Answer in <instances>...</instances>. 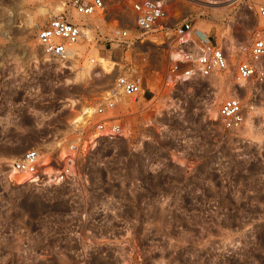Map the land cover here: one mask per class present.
<instances>
[{"label": "rangeland", "instance_id": "1", "mask_svg": "<svg viewBox=\"0 0 264 264\" xmlns=\"http://www.w3.org/2000/svg\"><path fill=\"white\" fill-rule=\"evenodd\" d=\"M132 1L105 0L104 17H82L79 57L65 69L45 61L37 40L56 9H68L64 1L0 0V126L19 131L13 155L0 153V246L12 249L23 236L16 223L67 210V198H116L117 264L128 246L142 253L143 264H264V79L243 85L235 75L255 32L264 29L258 14L264 0H166L168 28L192 21L230 59L226 73L174 85L165 81L178 57L171 29L128 51L117 43L115 29L134 32ZM9 15L14 21L5 36ZM121 77L140 81V102L121 100ZM108 97L118 101L116 115L129 132L98 140L79 159L80 185L36 191L11 182L10 158L34 147L59 152L74 121L94 122ZM228 97H240L253 117L243 129H226L218 119Z\"/></svg>", "mask_w": 264, "mask_h": 264}, {"label": "built area", "instance_id": "2", "mask_svg": "<svg viewBox=\"0 0 264 264\" xmlns=\"http://www.w3.org/2000/svg\"><path fill=\"white\" fill-rule=\"evenodd\" d=\"M63 1L68 9L51 17L39 29L37 40L49 59L70 69L72 59L79 57L78 46L85 36L83 25L74 14L85 18L104 17L107 5L105 0ZM167 5L166 0H133L134 32L127 27L115 29L117 43L128 51L135 42L147 40H143L145 36L158 30H170L165 24L170 14ZM258 14L264 18V5L259 6ZM171 31L173 42L178 44L175 48L178 57L168 68L165 79L168 85L209 78L229 70L230 59L224 48L212 35L197 29L192 21L177 24ZM263 61L264 29H261L254 34L248 57L237 61V79L263 81ZM116 82L123 98L140 102L144 89L139 80L121 77ZM117 103L115 97L106 98L95 108L94 122L75 120L72 138L59 152L45 153L34 147L15 157L9 163L11 182L17 186L28 184L36 191L80 185L78 179L85 171L78 167L79 159L97 146L100 139L127 137L129 128L116 115ZM248 116V107L240 97H228L218 111L219 121L230 130L243 129L247 118L253 119ZM15 178L23 181L17 182ZM63 202L68 208L62 209L60 214L43 213L30 217L27 223L23 220L16 223L15 230L23 236L16 240L12 249L0 246V264H117L115 222L116 204L120 201L85 197L67 198ZM123 251L120 264H143L142 253L138 250L128 246Z\"/></svg>", "mask_w": 264, "mask_h": 264}, {"label": "bare ground", "instance_id": "3", "mask_svg": "<svg viewBox=\"0 0 264 264\" xmlns=\"http://www.w3.org/2000/svg\"><path fill=\"white\" fill-rule=\"evenodd\" d=\"M236 1H238V0H230V5L231 4H233L234 2H236ZM204 3H206L207 5H218V4H220V2H218V1H215V0H207V1H205ZM206 4H204V5H206ZM226 8V7H225ZM216 9H219V8H216ZM220 9H222V11H223V9H224V7L223 8H220ZM41 10V12L40 13H42V15L43 14H47V11H49V10H47V9H40ZM226 10V9H225ZM58 11H62V10H59V9H56V11H55V14L53 15V16H58V14H60V12L58 13ZM10 14H12V13H10ZM38 16V15H37ZM30 17V16H29ZM74 17L76 18V20L78 21V22H80V24L81 25H83V23H81V20H82V17L81 16H79V15H77V14H74ZM32 18H33V16H32ZM32 18L30 17L29 18V21L30 22H32ZM42 18V17H41ZM34 19V18H33ZM84 19V18H83ZM35 20V19H34ZM13 18L11 17V15H9V17H8V19H7V24L5 25V28H4V35L5 36H7L8 35V29H9V27H10V25L13 23ZM33 24V23H32ZM39 43V42H38ZM79 47V46H78ZM131 48V47H130ZM79 49V48H78ZM83 49V48H82ZM76 50H77V47H76ZM78 52V51H77ZM80 53V52H79ZM128 53V52H127ZM45 55V54H44ZM174 55H176V56H178V54H174ZM45 57V61H49V62H54V61H52L51 59H49V57L48 56H44ZM99 57V56H98ZM175 57V56H174ZM176 58V57H175ZM99 59H100V63H104V59L103 58H100L99 57ZM72 62L74 63L75 62V58L74 59H72ZM92 68V67H91ZM87 70H89V69H87ZM90 71V70H89ZM86 73H88V71L86 72V71H83V72H81V73H79V75L81 76V77H84L85 75H86ZM243 83H245V82H243L242 81V84ZM243 85H245V84H243ZM243 85H242V87H243ZM122 101H125V99L122 97V99H121ZM13 159L12 158H10V160L9 161H12ZM10 163V162H9ZM9 181V180H8ZM18 187H21V188H23V189H27L28 187H30V185H28V184H23V183H20V185L18 186Z\"/></svg>", "mask_w": 264, "mask_h": 264}, {"label": "crops", "instance_id": "4", "mask_svg": "<svg viewBox=\"0 0 264 264\" xmlns=\"http://www.w3.org/2000/svg\"><path fill=\"white\" fill-rule=\"evenodd\" d=\"M17 125L13 124L11 127L10 126H5V125H1L0 126V134H2L3 136L0 137V147H2V149H0V153H7L8 155H13L12 153L15 152V134H17L19 131L16 128ZM4 134H8V135H12V137H8L6 138L4 136ZM7 146L8 149L5 150L3 149V147ZM4 155V154H3ZM1 156V154H0Z\"/></svg>", "mask_w": 264, "mask_h": 264}]
</instances>
